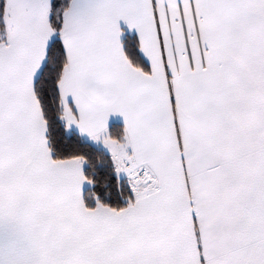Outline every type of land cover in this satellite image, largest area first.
<instances>
[{
  "label": "snow or ice",
  "instance_id": "1",
  "mask_svg": "<svg viewBox=\"0 0 264 264\" xmlns=\"http://www.w3.org/2000/svg\"><path fill=\"white\" fill-rule=\"evenodd\" d=\"M0 264H264V0H0Z\"/></svg>",
  "mask_w": 264,
  "mask_h": 264
}]
</instances>
